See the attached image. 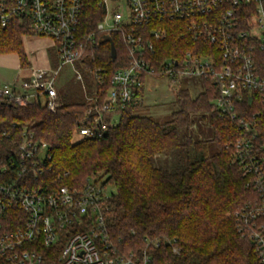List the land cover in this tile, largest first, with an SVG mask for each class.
<instances>
[{"label": "built area", "instance_id": "2783aa9c", "mask_svg": "<svg viewBox=\"0 0 264 264\" xmlns=\"http://www.w3.org/2000/svg\"><path fill=\"white\" fill-rule=\"evenodd\" d=\"M99 4L102 20L83 32L84 0H0V27L6 29L18 20L28 27V35L51 39L61 63L59 69H33L19 87L0 86V102L26 106L40 101L57 113L62 107L55 86L60 69L76 61L87 67L89 49L113 33L119 35L123 51L118 58L116 49L111 62L118 59L121 65L109 71L95 66L92 58L94 66L87 69L96 88L87 101L93 106L75 132V142L104 136L118 125L128 106H143L147 77L198 80L204 91L209 84L217 116L234 130L225 149L247 179V187L258 195L229 216L264 264V157L257 145L264 113V0H126L124 4L99 0ZM171 34L192 44L181 58L163 55ZM77 80L83 81L80 73ZM108 80L111 85L101 103L99 88ZM11 128L0 135V264H138L119 255L110 240L103 204L112 193L105 178L91 175L83 187L60 184L68 172L51 180L50 145L31 125L13 123ZM145 242L158 247L163 240L145 238ZM149 262L145 256L143 264Z\"/></svg>", "mask_w": 264, "mask_h": 264}, {"label": "trees", "instance_id": "16d2710c", "mask_svg": "<svg viewBox=\"0 0 264 264\" xmlns=\"http://www.w3.org/2000/svg\"><path fill=\"white\" fill-rule=\"evenodd\" d=\"M84 2L81 30L89 32L102 20L104 10L99 0ZM28 34V27L18 20L6 29L0 27V54L15 53L22 66L29 65L22 42ZM112 39L119 58L123 44L115 33ZM186 49H192V44L171 34L163 55L178 59ZM88 57L86 68L94 66L93 57L95 66L109 71L121 65L118 59L111 62V47L105 40L91 47ZM110 85L108 80L99 88L101 103ZM213 98L209 84L197 97L188 89L180 91L178 110L164 124L137 115L142 106H128L106 136L79 142L74 141L75 132L93 106L87 100L62 104L57 113L49 112L40 101L26 106L0 102V135L12 132L13 123L31 125L38 138L50 145L49 178L57 181L69 173L60 184L83 187L91 175L105 178L115 192L103 204L104 219L119 255L132 257L138 264H143L145 256L149 264H262L254 244L239 233L229 216L258 195L247 187V179L225 149L235 137L234 130L228 120L217 116ZM201 112L211 114L214 126V138L207 143L194 142L187 135L193 114ZM259 132L257 145L264 157V113ZM160 154L170 158L159 162ZM145 238H160L163 243L147 246Z\"/></svg>", "mask_w": 264, "mask_h": 264}, {"label": "rangeland", "instance_id": "374dc122", "mask_svg": "<svg viewBox=\"0 0 264 264\" xmlns=\"http://www.w3.org/2000/svg\"><path fill=\"white\" fill-rule=\"evenodd\" d=\"M126 0H120V4ZM12 58L0 56V85L14 81L20 72L12 67ZM61 63L57 53L55 55L54 68L59 69ZM77 73L83 76V81L77 80ZM55 86L64 104L82 103L87 100L88 95H92L96 83L92 73L81 61H76L73 65L63 66L55 79ZM190 90L193 97L199 96L204 91V85L198 80L178 79L172 80L169 77H147L144 89V104L136 114L152 117L157 122L164 124L171 120L172 113L178 110L177 94L180 91ZM193 124L190 126L188 136L194 142L207 143L214 138V126L212 116L208 112L193 114ZM169 155L160 154L157 156L159 162L168 160ZM110 186V185H108ZM110 192H115L110 187Z\"/></svg>", "mask_w": 264, "mask_h": 264}, {"label": "crops", "instance_id": "0c3cea01", "mask_svg": "<svg viewBox=\"0 0 264 264\" xmlns=\"http://www.w3.org/2000/svg\"><path fill=\"white\" fill-rule=\"evenodd\" d=\"M22 42L29 65L22 66L19 56L15 53L0 54V56L12 58V67L16 68L20 72L18 75H16L14 81L2 84L0 86L17 85L19 87L22 79L29 77L33 69L40 68L46 70L54 68L56 50L53 47V42L51 39L33 35H25L22 37ZM59 100L61 104H64L60 99V95Z\"/></svg>", "mask_w": 264, "mask_h": 264}, {"label": "water", "instance_id": "95a60500", "mask_svg": "<svg viewBox=\"0 0 264 264\" xmlns=\"http://www.w3.org/2000/svg\"><path fill=\"white\" fill-rule=\"evenodd\" d=\"M105 40L110 43L112 59H115L116 58V48H115V45H114L112 38L110 36H106ZM107 134H108V132H105L104 136H106Z\"/></svg>", "mask_w": 264, "mask_h": 264}]
</instances>
